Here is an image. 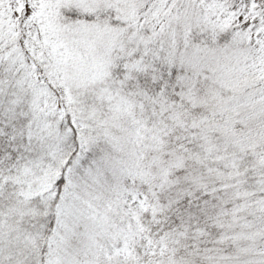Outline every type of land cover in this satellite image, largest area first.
I'll use <instances>...</instances> for the list:
<instances>
[{"label": "snow or ice", "instance_id": "6c2138e0", "mask_svg": "<svg viewBox=\"0 0 264 264\" xmlns=\"http://www.w3.org/2000/svg\"><path fill=\"white\" fill-rule=\"evenodd\" d=\"M0 264H264V0H0Z\"/></svg>", "mask_w": 264, "mask_h": 264}]
</instances>
